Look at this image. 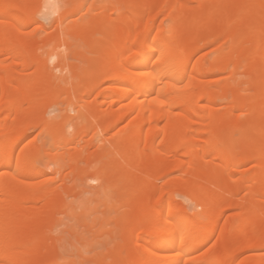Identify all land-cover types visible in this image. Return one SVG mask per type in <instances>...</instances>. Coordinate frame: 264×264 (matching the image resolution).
<instances>
[{"label": "bare ground", "instance_id": "6f19581e", "mask_svg": "<svg viewBox=\"0 0 264 264\" xmlns=\"http://www.w3.org/2000/svg\"><path fill=\"white\" fill-rule=\"evenodd\" d=\"M0 264H264V0H0Z\"/></svg>", "mask_w": 264, "mask_h": 264}, {"label": "rangeland", "instance_id": "374dc122", "mask_svg": "<svg viewBox=\"0 0 264 264\" xmlns=\"http://www.w3.org/2000/svg\"><path fill=\"white\" fill-rule=\"evenodd\" d=\"M49 19V18H48ZM47 19V20H48ZM45 21V25H49L50 24V19L48 20V21ZM42 22L44 23V18H42ZM52 66V65H51ZM130 168L129 166H126V168ZM90 183V184H89ZM88 184L92 187V186H95L94 184V182H88ZM87 196H90V193H86V194H84V196L83 197H87ZM179 198V197H178ZM179 199H181V197L179 198ZM93 204H94V202H93ZM190 207H191V204H190V206H189V209H190ZM192 208V207H191ZM65 221V220H64ZM71 222V223H69V222ZM74 224H77V223H75V221L73 222ZM69 225V226H68ZM60 226H62L63 228H61ZM58 228H60V230H61V232L58 230V228H57V233H58V231H59V234L60 235H62V237L64 238L65 237V232H67V234H69V232L68 231H66L67 230V226L70 228V226H71V228H73V231H74V233H76V235H77V233L78 232H76L77 231V228H78V226L80 227V229L78 230L79 232L80 231H82V229H81V225H79L78 224V226L77 225H72V221L71 220H68V219H66V222L65 223H63L62 225H60ZM84 227V226H83ZM82 227V228H83ZM68 228V229H69ZM62 229L63 230H65L64 231V233H62ZM56 232V231H55ZM84 231V228H83V237H81L80 235H82V232H81V234L79 235L78 234V237H80L81 238V242H86L87 240H89L88 239V237H89V234H87V232H85ZM56 233V234H57ZM70 235H72V234H69V235H66V237L64 238V239H62V241L63 242H60L58 245H61L60 247V251H61V249H64V251H62V252H64L65 254L67 253V255L68 254H71L72 255V253H73V250H74V253L73 254H76L77 252H78V249L76 250V246L73 244L74 243V240L76 241V239H75V237L72 235L71 236V238L73 239V242L69 239V237L68 236H70ZM74 237V238H73ZM85 238V239H84ZM65 240V241H64ZM77 242V241H76ZM77 244V247H78V245H80L79 247H81V249H83V246H82V244L81 243H76ZM78 247V248H79ZM59 248V247H58ZM68 250H69V252H68ZM72 251V252H71Z\"/></svg>", "mask_w": 264, "mask_h": 264}]
</instances>
